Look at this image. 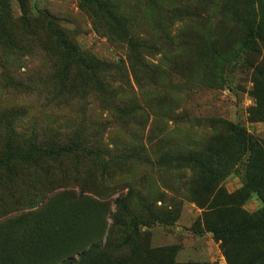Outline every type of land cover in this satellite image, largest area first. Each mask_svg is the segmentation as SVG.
<instances>
[{"label": "rangeland", "instance_id": "374dc122", "mask_svg": "<svg viewBox=\"0 0 264 264\" xmlns=\"http://www.w3.org/2000/svg\"><path fill=\"white\" fill-rule=\"evenodd\" d=\"M255 144L264 0H0V264H264Z\"/></svg>", "mask_w": 264, "mask_h": 264}, {"label": "trees", "instance_id": "16d2710c", "mask_svg": "<svg viewBox=\"0 0 264 264\" xmlns=\"http://www.w3.org/2000/svg\"><path fill=\"white\" fill-rule=\"evenodd\" d=\"M229 129H230L231 132L236 133V134H240V133L243 132V129H242V128H239L238 126H235V125H232V124L229 125ZM254 146H256V148H255V154H256L257 156H262L263 151H264V146L262 147V146L257 145V144H255ZM261 147H262V148H261ZM222 149H223V147L217 148V149L215 150V152H216L217 154H221V153H222ZM262 150H263V151H262ZM254 167H255V165H254ZM259 167L262 168V169H264V162L260 163V164H259ZM249 186H250V187H254V184H251V182H250V183H249ZM205 228H206V229L208 230V232H210L215 238H220V237L222 236L221 234H223V232H222V230H221L220 227H215V226L212 225V224L205 223ZM82 256L85 257L86 254H83Z\"/></svg>", "mask_w": 264, "mask_h": 264}]
</instances>
